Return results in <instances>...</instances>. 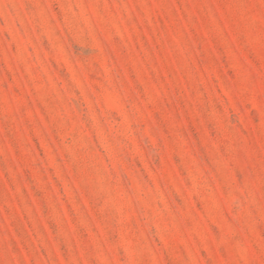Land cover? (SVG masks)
I'll use <instances>...</instances> for the list:
<instances>
[{"label": "rangeland", "instance_id": "374dc122", "mask_svg": "<svg viewBox=\"0 0 264 264\" xmlns=\"http://www.w3.org/2000/svg\"><path fill=\"white\" fill-rule=\"evenodd\" d=\"M0 264H264V0H0Z\"/></svg>", "mask_w": 264, "mask_h": 264}]
</instances>
